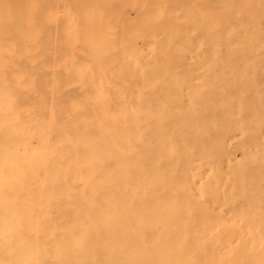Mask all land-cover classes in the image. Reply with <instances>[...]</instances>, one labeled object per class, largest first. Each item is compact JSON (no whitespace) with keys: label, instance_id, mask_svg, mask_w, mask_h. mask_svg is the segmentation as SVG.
<instances>
[{"label":"bare ground","instance_id":"obj_1","mask_svg":"<svg viewBox=\"0 0 264 264\" xmlns=\"http://www.w3.org/2000/svg\"><path fill=\"white\" fill-rule=\"evenodd\" d=\"M0 264H264V0H0Z\"/></svg>","mask_w":264,"mask_h":264}]
</instances>
